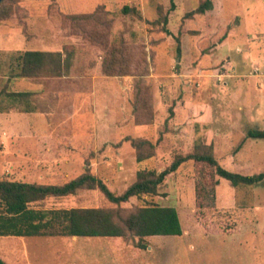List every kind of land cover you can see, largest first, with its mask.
<instances>
[{
    "label": "rangeland",
    "instance_id": "rangeland-1",
    "mask_svg": "<svg viewBox=\"0 0 264 264\" xmlns=\"http://www.w3.org/2000/svg\"><path fill=\"white\" fill-rule=\"evenodd\" d=\"M204 1L147 0L146 18L141 10L142 18L123 13V5L108 11L101 27L106 33L98 39L87 33L88 23L73 27L68 14L53 8L39 10L33 19L18 10L3 21L0 179L63 185L89 167L120 195L139 170L163 171L210 132L226 169L264 172V139L248 137L249 130L264 129V0H213V9L193 14ZM9 26L17 30L15 44L3 46ZM115 46L122 48L124 68L110 76L103 62ZM47 49L74 50L70 74L18 84L13 74L19 55ZM11 82L14 90L31 91L29 108L6 96ZM128 138L149 140L156 156L139 163ZM201 170L187 162L158 195L121 206L98 189L32 205L126 213L149 204L174 207L182 236L154 237L145 250L127 239L4 236L0 256L9 264H264V182L233 187L219 178L217 208L199 210Z\"/></svg>",
    "mask_w": 264,
    "mask_h": 264
},
{
    "label": "trees",
    "instance_id": "trees-1",
    "mask_svg": "<svg viewBox=\"0 0 264 264\" xmlns=\"http://www.w3.org/2000/svg\"><path fill=\"white\" fill-rule=\"evenodd\" d=\"M22 0H4L0 4V24L10 19L16 11L28 10L21 6ZM213 0H205L193 14H205L213 9ZM127 14L134 12L142 18L139 9L125 6ZM109 15L105 7H99L89 14H69L71 26L78 27L88 23L87 33L97 39L103 31L104 20ZM168 19H165V24ZM102 27V28H101ZM167 33L170 31L165 27ZM99 36V37H98ZM121 47L115 46L103 62V71L110 76L123 74L124 61L120 55ZM74 50L40 51L29 50L17 58L14 78L64 77L70 74L73 66ZM125 73V72H124ZM6 96L13 101L24 102L30 106L31 93H9ZM29 108V107H28ZM248 137L264 139V129H251ZM137 150V161L142 163L156 156V146L149 140L128 138ZM193 161L203 170L196 177V207L199 210L217 208V187L219 178L233 187H253L264 182V172L246 175L230 171L222 166L214 152L212 133L206 139L196 141L193 150L179 154L163 171L151 169L138 171L137 180L123 194H115L108 185L94 175L87 167L84 174L63 184L46 185L22 181L0 179V237H36L62 236L85 238H113L133 241L140 250L148 248V241L154 237L182 236L184 231L176 208L149 204L128 213L123 209L108 208H71V209H35L33 204L50 197L75 195L83 189H98L107 200L117 206L129 202L132 198L156 196L167 178L176 173L182 165ZM0 264L9 262L0 256Z\"/></svg>",
    "mask_w": 264,
    "mask_h": 264
},
{
    "label": "crops",
    "instance_id": "crops-1",
    "mask_svg": "<svg viewBox=\"0 0 264 264\" xmlns=\"http://www.w3.org/2000/svg\"><path fill=\"white\" fill-rule=\"evenodd\" d=\"M23 6L29 11L32 19L37 16L38 11L43 9L48 11L50 8L56 9V11L64 14H89L95 12L99 7H105L107 11L117 10L123 5L132 7L135 4L141 10L144 18V4L147 0H24ZM17 30L12 27H6L3 38L8 40V44H3V46H9L15 44L13 37H15ZM13 50V48H9ZM29 51V50H27ZM40 51H54L53 49L40 50ZM62 51V50H59ZM18 81V82H17ZM18 84H25L26 79L19 78L16 80ZM15 83H10L9 93H31V91L20 92L13 89ZM39 85L38 88L42 90L43 85ZM32 94V93H31Z\"/></svg>",
    "mask_w": 264,
    "mask_h": 264
},
{
    "label": "water",
    "instance_id": "water-1",
    "mask_svg": "<svg viewBox=\"0 0 264 264\" xmlns=\"http://www.w3.org/2000/svg\"><path fill=\"white\" fill-rule=\"evenodd\" d=\"M4 0H0V4L3 2Z\"/></svg>",
    "mask_w": 264,
    "mask_h": 264
}]
</instances>
